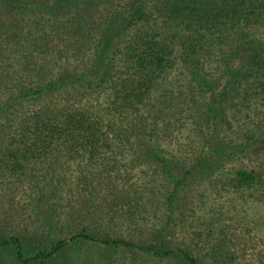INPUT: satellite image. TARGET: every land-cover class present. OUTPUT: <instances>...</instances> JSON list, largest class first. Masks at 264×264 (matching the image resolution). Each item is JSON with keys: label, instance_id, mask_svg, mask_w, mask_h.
I'll use <instances>...</instances> for the list:
<instances>
[{"label": "trees", "instance_id": "1", "mask_svg": "<svg viewBox=\"0 0 264 264\" xmlns=\"http://www.w3.org/2000/svg\"><path fill=\"white\" fill-rule=\"evenodd\" d=\"M264 264V0H0V264Z\"/></svg>", "mask_w": 264, "mask_h": 264}, {"label": "rangeland", "instance_id": "2", "mask_svg": "<svg viewBox=\"0 0 264 264\" xmlns=\"http://www.w3.org/2000/svg\"><path fill=\"white\" fill-rule=\"evenodd\" d=\"M131 257H128L127 259L124 260V262H122L121 264H131L132 260H130ZM160 264H172L170 262H165V263H160Z\"/></svg>", "mask_w": 264, "mask_h": 264}]
</instances>
